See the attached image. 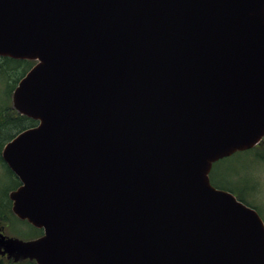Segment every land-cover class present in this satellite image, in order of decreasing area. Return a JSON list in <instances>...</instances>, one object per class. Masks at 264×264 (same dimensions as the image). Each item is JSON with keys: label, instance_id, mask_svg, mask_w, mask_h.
Masks as SVG:
<instances>
[{"label": "water", "instance_id": "water-1", "mask_svg": "<svg viewBox=\"0 0 264 264\" xmlns=\"http://www.w3.org/2000/svg\"><path fill=\"white\" fill-rule=\"evenodd\" d=\"M35 62L3 158L37 264H264L258 213L209 178L264 137V0H0Z\"/></svg>", "mask_w": 264, "mask_h": 264}, {"label": "flooded vegetation", "instance_id": "flooded-vegetation-1", "mask_svg": "<svg viewBox=\"0 0 264 264\" xmlns=\"http://www.w3.org/2000/svg\"><path fill=\"white\" fill-rule=\"evenodd\" d=\"M3 58L6 57H0V61H2ZM3 67L7 66L3 64ZM25 74L22 75L18 71L0 70V92H2L3 95V97L2 95L0 96V264H37L35 260L16 257L18 250L9 242L14 240L23 242L34 241L43 236L42 229L33 226L27 220L21 219L16 215L14 211V201L10 196L21 186V182L3 158V153L7 144L12 142L18 134L24 130L37 125L35 121L17 112L12 104L13 92ZM238 154L254 155L251 159V163L254 164V166H257L259 162L264 163V138L252 149L235 153L224 160H226V162L232 160V157ZM249 180L250 177L247 175L244 187L245 194L247 192V186L250 187V183L247 184ZM219 189L233 194L246 206L254 209L262 219L255 206L245 200L243 191L242 193L237 192L226 186Z\"/></svg>", "mask_w": 264, "mask_h": 264}, {"label": "rangeland", "instance_id": "rangeland-1", "mask_svg": "<svg viewBox=\"0 0 264 264\" xmlns=\"http://www.w3.org/2000/svg\"><path fill=\"white\" fill-rule=\"evenodd\" d=\"M1 95L2 92H0ZM252 157L254 155L238 154L227 162H217L218 164L216 163L213 166L209 177L210 181L212 179V183L214 184L224 185L231 190H236L241 193L243 191L245 200L255 206L264 221V163L259 162L257 166H254L251 163ZM247 175L250 177L247 183H250V187L247 186V192L245 194L244 187Z\"/></svg>", "mask_w": 264, "mask_h": 264}, {"label": "trees", "instance_id": "trees-1", "mask_svg": "<svg viewBox=\"0 0 264 264\" xmlns=\"http://www.w3.org/2000/svg\"><path fill=\"white\" fill-rule=\"evenodd\" d=\"M3 64L7 67H3ZM33 64H34V62H30V61L13 60V59H9V58H3L2 61H0V70L19 71L23 75L31 68V66ZM23 119L26 120L25 118H23ZM221 161L226 162V160H224V159ZM221 161H219V162H221ZM215 165L216 164H214V166ZM212 181L213 180L211 179V183H212ZM212 185L215 186L216 188H224L225 187L224 185L214 184V183H212Z\"/></svg>", "mask_w": 264, "mask_h": 264}]
</instances>
